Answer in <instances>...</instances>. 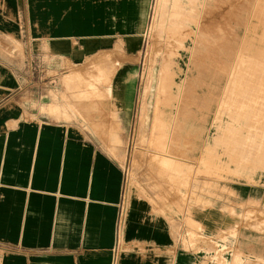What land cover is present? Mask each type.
<instances>
[{
  "label": "crops",
  "instance_id": "crops-1",
  "mask_svg": "<svg viewBox=\"0 0 264 264\" xmlns=\"http://www.w3.org/2000/svg\"><path fill=\"white\" fill-rule=\"evenodd\" d=\"M160 1L159 10L164 0ZM197 2L199 14L204 9L209 15L215 0ZM152 4L153 0H0V264H218L215 242L236 226L242 213L264 208V173L253 182L234 184V195L226 202L195 205L185 215L171 211L151 189L145 188L146 195L130 185L116 252L125 171L103 146H122L134 124ZM191 25L188 34L180 32L178 38L186 67L177 55L176 67L169 68V83L161 85V93L156 88L157 97L164 92L165 105L176 108L168 118L172 127H180L179 121L196 122L194 115H183L187 105L192 110L211 103L196 92L208 86L205 75L214 73L207 63L214 57L207 26L215 22L197 19ZM246 33L235 30V44L227 41L234 50L226 52V57H233L226 62L223 93L256 87L238 85L246 74L256 81L254 69L235 64ZM219 36H214L217 43ZM7 37L13 40L10 46ZM6 49H13V55ZM199 65L200 76L195 74ZM91 66L109 74L96 90L102 97L92 99L91 105L76 102L62 84L66 98L50 93L57 81L47 73L50 69L64 71L63 77ZM76 92L80 91L72 90ZM220 101L217 98L210 123ZM173 136L166 133L168 140ZM150 176L156 178L152 168ZM255 218L256 224L263 221ZM240 227V264H249L247 259L264 264V231ZM228 259L234 264L233 254Z\"/></svg>",
  "mask_w": 264,
  "mask_h": 264
},
{
  "label": "rangeland",
  "instance_id": "rangeland-1",
  "mask_svg": "<svg viewBox=\"0 0 264 264\" xmlns=\"http://www.w3.org/2000/svg\"><path fill=\"white\" fill-rule=\"evenodd\" d=\"M155 1L141 52L134 124L122 146L104 145L103 148L118 159L124 171L128 170L131 187L145 194V188L151 189L171 211L185 215V211L190 213L195 205L207 207L214 200L226 202L234 195V184L253 182L254 176L264 173V86L261 87L264 83V0H215L210 16L206 15L204 9L199 14L197 0H164L159 12H156ZM211 18L215 26H207V35L212 41L210 45L214 57L207 63L214 73L205 75L208 86L196 92L198 97L208 98L211 103L209 106H196L192 110L189 108L191 105H187L183 115H194L196 122L190 124L179 121L180 127H172L168 118L175 113L176 108L165 104L160 107V99L157 101L154 94L153 101L149 98V103H144V91L149 92L148 85L153 81L160 91L165 73L177 65V55L183 67H186L187 56L183 54L182 43L178 41L180 32L188 34L192 28L191 22L198 19L200 23H206ZM238 19L240 22L236 25ZM244 21H249V25L245 26ZM235 30L240 35L244 30L247 32L236 53L238 58L235 64L243 68L247 64V67L254 69L255 75L252 77L256 78L254 81L247 74L243 75L238 85L255 84L256 87L226 90L223 93L226 62L230 61V56L233 57H226V52L234 50L229 44H235ZM216 33L220 34L219 40L224 41L222 46L220 41L217 43L215 40ZM6 40L8 46L13 44V40L8 37ZM188 42L190 39H187ZM5 51L7 55H13V49ZM63 72L58 68L47 72L57 79L49 88L54 98L67 97L59 87L61 84L71 91L70 96L76 102L91 105L92 99L102 97L96 90L109 75L102 67L91 66L83 72L70 71L62 77ZM233 75L231 73V78ZM72 90L80 92L72 93ZM217 98L222 101L217 103L218 112L212 124L210 122ZM103 105L106 106L105 101ZM157 115L163 121L158 120ZM170 131L174 134L172 140L166 137ZM238 135H247L249 138L237 140L234 137ZM151 168L156 178L150 176ZM250 205L249 208H252L255 203ZM239 217L236 226L225 231L214 244V259L218 264H230V253L234 255V264L241 263L238 240L241 225L242 229L247 226L248 229L264 231V208L257 213L248 209ZM255 217L263 221L256 224ZM191 227L192 230L196 228L194 225ZM247 263L250 264L249 259Z\"/></svg>",
  "mask_w": 264,
  "mask_h": 264
},
{
  "label": "bare ground",
  "instance_id": "bare-ground-1",
  "mask_svg": "<svg viewBox=\"0 0 264 264\" xmlns=\"http://www.w3.org/2000/svg\"><path fill=\"white\" fill-rule=\"evenodd\" d=\"M156 2V12H159V4H160V0H156L155 1ZM155 4V3H154ZM155 6V5H154ZM253 8V7H252ZM155 10V9H154ZM258 18V17H257ZM213 19V18H212ZM248 23H249V21H248ZM264 25V24H263ZM206 26V25H205ZM152 27V26H151ZM149 31V30H148ZM148 35V34H147ZM261 37H263L262 35H261ZM260 37V38H261ZM146 49V48H145ZM264 52V51H263ZM238 53V52H237ZM262 55V54H261ZM260 56V55H259ZM203 57V56H202ZM201 57V58H202ZM203 65V64H202ZM202 65H199L198 66V68L196 69L197 70V72H195V74L197 75H201L202 74V72H201V69L203 68V66ZM247 67V66H246ZM237 68V67H236ZM249 70V69H248ZM153 71V70H152ZM172 71H170L169 69L167 70V72L165 73V78H164V82H163V87H165L166 86V84H168L169 83V81H170V79H171V77H172ZM231 73V72H230ZM229 73V74H230ZM248 73V72H247ZM228 74V75H229ZM236 74V73H235ZM147 75H148V73H147ZM240 75V74H239ZM228 78V77H227ZM240 78V77H239ZM153 79V78H152ZM156 79H157V77H156ZM153 81V80H152ZM154 82V81H153ZM153 82H151L150 83V85H148V89H149V92L147 91V90H145L144 91V103L145 102H147V103H149L148 102V99L149 98H151L152 99V101H153V96H152V94H154V95H156L155 94V91L157 90L156 89V84L154 85L153 84ZM156 82H157V80H156ZM227 82V81H226ZM237 84V83H236ZM233 85V84H232ZM262 86V85H261ZM234 87V86H233ZM236 87V86H235ZM233 90V89H232ZM159 92V91H158ZM161 92V91H160ZM159 92V93H160ZM156 96H158V94L156 95ZM161 99H160V102H158V104L159 103H162V104H165L166 103V101H167V98H168V95H166L164 92H162V95L161 96H159ZM143 98V97H142ZM157 98V101H158V97H156ZM220 99V98H219ZM156 101V100H155ZM163 101V102H162ZM219 104V103H218ZM142 106H143V104H142ZM145 109L146 108H144V111H145ZM146 112V111H145ZM145 112H143V113H145ZM215 114V113H214ZM148 117V116H147ZM157 119L158 120H160V117H159V115H157ZM144 121V120H143ZM148 121V120H147ZM213 124V123H212Z\"/></svg>",
  "mask_w": 264,
  "mask_h": 264
},
{
  "label": "built area",
  "instance_id": "built-area-1",
  "mask_svg": "<svg viewBox=\"0 0 264 264\" xmlns=\"http://www.w3.org/2000/svg\"><path fill=\"white\" fill-rule=\"evenodd\" d=\"M129 198H130V183H129V176H128V170L125 171V180H124V185L119 201V212H118V221H117V241H116V252L119 249V231L120 228L123 224L124 216L128 207L129 203Z\"/></svg>",
  "mask_w": 264,
  "mask_h": 264
}]
</instances>
